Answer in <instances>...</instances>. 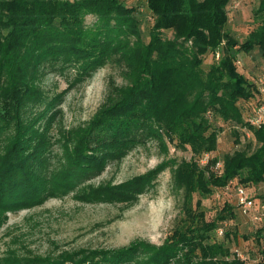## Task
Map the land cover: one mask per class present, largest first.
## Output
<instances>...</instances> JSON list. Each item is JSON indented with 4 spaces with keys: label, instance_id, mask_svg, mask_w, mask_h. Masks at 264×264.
Returning <instances> with one entry per match:
<instances>
[{
    "label": "trees",
    "instance_id": "obj_1",
    "mask_svg": "<svg viewBox=\"0 0 264 264\" xmlns=\"http://www.w3.org/2000/svg\"><path fill=\"white\" fill-rule=\"evenodd\" d=\"M128 1L146 2L154 15L149 41L139 28L137 6ZM236 1L0 0V227L8 213L79 187L77 196L87 203L133 204L168 168L183 195L182 216L162 245L135 241L52 258L10 253L3 264H264V222L242 236L258 245L251 258L230 246L240 236L226 229L237 217L233 204L226 202L214 219L203 209L204 198L237 180L264 187V124H248L258 89L237 59L240 51L254 50L264 59V0L256 10L258 24L243 42L227 29ZM90 14L98 18L91 26ZM170 30L173 39L164 34ZM219 51V60L205 71L204 57ZM108 63L120 66L125 83L111 79L106 101L86 125L55 134L65 92L50 96L43 77L72 70L73 86ZM215 118L232 126L238 143V132L252 135L256 148L242 145L213 156L219 143ZM150 139L165 151L167 141L189 148L194 158L164 161L115 185L87 184ZM206 153L211 157L202 164Z\"/></svg>",
    "mask_w": 264,
    "mask_h": 264
},
{
    "label": "rangeland",
    "instance_id": "obj_2",
    "mask_svg": "<svg viewBox=\"0 0 264 264\" xmlns=\"http://www.w3.org/2000/svg\"><path fill=\"white\" fill-rule=\"evenodd\" d=\"M239 1V8H233L230 13L227 29L243 42L258 24L256 10L260 0ZM126 3L137 6L139 28L144 40L149 41L154 15L144 1ZM97 21L95 15L86 17V24L89 26ZM164 34L171 39L175 37L171 30ZM220 55V51L209 52L204 57L203 69L208 71L219 60ZM237 59L241 62L238 69L249 80H256L264 74V59L258 50L249 53L240 51ZM73 74L72 70L50 71L41 81L42 87L50 96L65 92L59 106L62 113L54 127L55 134L86 125L106 101L111 79L118 84L125 83L120 66L116 63H108L99 68L92 77L72 86ZM214 123L219 130V143L213 156L222 158L242 145L249 144L252 150L256 148L257 144L252 135L246 136L238 132L244 141L242 144L240 139L238 143L235 130L229 123L216 118ZM167 146L168 150L165 151L158 140L150 139L136 146L121 161L109 162L87 184L115 185L146 173L164 161L194 158L189 148L181 149L169 141ZM53 149L60 156L61 148L55 145ZM238 184L237 180L227 189L215 190L212 196L203 199V209L208 219H214L226 202L233 204L237 217L227 222L226 229L237 231L240 236L239 241H230V246L233 250L239 249L254 258L258 249L257 243L254 238L244 239L242 236L256 231L258 225L253 210L249 215L240 213ZM80 188L63 196L52 197L41 205L8 213L6 222L0 227V264L5 262L2 260L9 257L10 253H16L22 259L34 256L52 258L76 250L121 248L135 241L162 245L173 233L182 216L183 195L173 186L170 168L162 172L154 186L141 194L133 204L87 203L77 196ZM247 189L255 198L264 194V187L247 186Z\"/></svg>",
    "mask_w": 264,
    "mask_h": 264
},
{
    "label": "built area",
    "instance_id": "obj_3",
    "mask_svg": "<svg viewBox=\"0 0 264 264\" xmlns=\"http://www.w3.org/2000/svg\"><path fill=\"white\" fill-rule=\"evenodd\" d=\"M240 6V1H236L232 7L238 9ZM256 85L258 89V105L248 118V124L254 128H259L264 124V74L256 79ZM249 134V133H248ZM211 157L210 153H206L204 157L200 160L202 164H205L207 160ZM222 165L218 164V168ZM228 186L227 188H229ZM226 188V189H227ZM238 190V206L240 207V212L242 215H249L253 210L255 212L254 219L257 222H264V198L257 199L251 196L248 192L247 187L243 185L237 186ZM224 229H220L219 233L222 234ZM243 258L244 255L241 254Z\"/></svg>",
    "mask_w": 264,
    "mask_h": 264
}]
</instances>
